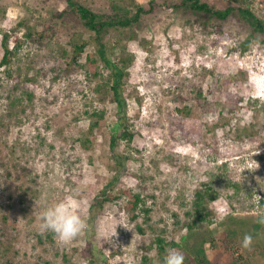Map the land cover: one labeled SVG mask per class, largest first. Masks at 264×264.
<instances>
[{
  "label": "rangeland",
  "instance_id": "obj_1",
  "mask_svg": "<svg viewBox=\"0 0 264 264\" xmlns=\"http://www.w3.org/2000/svg\"><path fill=\"white\" fill-rule=\"evenodd\" d=\"M74 1L112 14L110 0ZM127 1L146 12L139 26L105 38L118 44L108 54L123 58L134 133L117 145L118 167L108 146L115 106L100 89L107 72L101 63H88L91 45L67 67L71 37H89L67 0H0V59L2 33L10 48L19 44L9 66L0 68V264H100L101 256L103 264H140L143 255L158 263L155 240L175 242L181 252L194 192L206 186L216 197L208 202V221L193 231L208 241L206 258L237 264L226 251L234 228L236 255L264 264V225L257 224L264 216V95L251 87L253 79H264V45L250 40L249 27L234 16L219 21L176 12L181 0ZM200 1L216 10L238 4ZM249 7L264 20V0ZM20 22L34 30L31 37L24 38ZM247 38L250 45L242 49ZM94 112L104 116L99 123ZM94 124L87 150L83 133ZM114 176L113 193L121 198L104 203L90 228L89 203ZM123 192L143 201L136 220ZM66 197L77 202L88 227L63 244L41 231L38 213L45 202ZM246 234L253 237L249 249L241 247Z\"/></svg>",
  "mask_w": 264,
  "mask_h": 264
},
{
  "label": "trees",
  "instance_id": "obj_2",
  "mask_svg": "<svg viewBox=\"0 0 264 264\" xmlns=\"http://www.w3.org/2000/svg\"><path fill=\"white\" fill-rule=\"evenodd\" d=\"M234 1L238 3L237 6H227L223 10H216L207 3L201 2L200 0H181L179 4L174 5L173 8L176 12H188L197 16L207 15L208 17L215 18L219 21H224L231 16L237 17L249 27L250 40L257 41L258 39L260 40L259 43L264 45V20L255 15L250 10L249 5L252 0ZM67 6L74 13H76L79 23L84 31L89 33V37L86 40H84L82 35L79 33H74V36L71 37V43H69V45L72 47L73 54L71 55L69 62H67V67L76 64V61L80 57L83 50L91 45L94 50V55L93 58H86L88 63H101L103 69L107 72V79L101 84L100 89L103 97L108 95L110 96V101L115 106L116 111L114 115V122L110 125L108 124V146L109 152L112 155L111 159L118 167H121L123 165L122 158L115 154V150L117 145L120 143L132 141L134 133L131 131L129 125L130 119L127 117L126 99L123 93V79L125 76V68L122 66L123 58L116 57L114 60L111 55L108 54V52H112L113 47L118 46V44L114 43V46H110L107 42H105V38L109 33H114L118 29H127L131 28L132 26L138 27L143 14L146 12H144L142 7L138 4L129 2L127 0H110L109 6L112 14L108 16L93 12L88 7L77 4L74 0H67ZM17 26L19 28L23 27L25 29V33L23 34L24 38H28L33 35L34 30L32 31V28L27 27L25 23L20 22ZM1 36V48L3 53L0 59V68L6 69L11 63V60L17 51L19 44L17 43V45L10 48L8 46V34L4 32L1 34ZM39 36L42 38L43 34L40 33ZM119 38L120 36L118 39ZM250 40L247 38L242 42V49L250 45ZM5 75L10 77L8 70H5ZM91 115L97 119L98 123L104 118L103 114L99 112H94ZM96 125L97 124L89 126L88 131L83 133V147L87 150L91 149L94 143V139L91 138V134ZM116 182L117 176H114L112 180L104 184V187L99 192V194L90 201L87 219L92 223L90 228L93 227L94 219L97 216L96 214L101 211L104 203L116 201L121 198V192L113 193V187ZM234 187L237 188L236 185ZM123 195L128 199L127 210L131 213V219L136 220L138 217L136 211L139 210L140 206L142 205V199L139 195L132 194L130 192H123L122 196ZM215 197L216 194L210 186H206L204 190L197 189L194 192L191 213L187 214L188 216H192V220L190 224L186 225L187 234L182 237V240L185 242V246L180 248L181 253L185 257L184 264H220L218 262H211L206 258L205 244H208V241H206L204 238L196 239L193 237V231L198 227V224L208 221V217L210 216V212L208 211V202L215 200ZM261 203L263 202L261 201ZM141 211L147 215L149 214L150 210L143 208ZM234 221L236 220H231L230 223L233 224ZM257 224L259 225V223ZM258 225L253 226V229L256 230ZM138 230L139 232H142L140 227H138ZM227 235L231 246H227L226 251H232L230 260L237 264H246L245 257L242 254L236 255L237 236L234 228H230ZM190 239L192 240L191 244H186ZM178 247L179 245L177 243H166L164 239L158 237L155 240V249L157 251L159 262H155V264H163L166 250ZM100 259V264L105 263L103 256H101ZM140 264L153 263L152 260L143 255L141 257Z\"/></svg>",
  "mask_w": 264,
  "mask_h": 264
},
{
  "label": "clouds",
  "instance_id": "obj_3",
  "mask_svg": "<svg viewBox=\"0 0 264 264\" xmlns=\"http://www.w3.org/2000/svg\"><path fill=\"white\" fill-rule=\"evenodd\" d=\"M251 87L255 95H264V79H253ZM244 170L236 178L240 183L245 179L242 175ZM253 194L259 200L261 199L256 195L255 190H253ZM38 219L41 231L53 233L63 244H68L82 235L88 227L85 219L79 214L77 202L72 197H66L54 203L45 202L38 213ZM258 223L264 225V216L258 218ZM252 243L253 237L246 234L241 242V247L249 249ZM184 261L185 257L179 250L168 249L163 264H184Z\"/></svg>",
  "mask_w": 264,
  "mask_h": 264
}]
</instances>
